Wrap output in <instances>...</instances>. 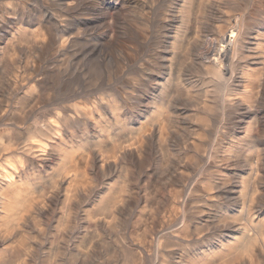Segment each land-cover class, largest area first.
<instances>
[{
  "label": "rangeland",
  "instance_id": "1",
  "mask_svg": "<svg viewBox=\"0 0 264 264\" xmlns=\"http://www.w3.org/2000/svg\"><path fill=\"white\" fill-rule=\"evenodd\" d=\"M68 1L0 0V169L20 166L0 194V264H156L157 233L177 223L173 200L195 170L202 207L214 214L208 207L221 200L236 217L230 235L252 234L264 217V0ZM228 19L241 22L237 53L216 49ZM41 27L48 39L35 37ZM10 40L15 50L5 54ZM208 56L220 58L221 78L206 70ZM60 113L50 141L39 127ZM38 138L62 143L41 152L51 154L43 164L23 151ZM199 217L178 241L183 264L204 247L207 214ZM84 227L87 244L69 258ZM149 238L155 248H145ZM260 242L235 264H264Z\"/></svg>",
  "mask_w": 264,
  "mask_h": 264
},
{
  "label": "bare ground",
  "instance_id": "2",
  "mask_svg": "<svg viewBox=\"0 0 264 264\" xmlns=\"http://www.w3.org/2000/svg\"><path fill=\"white\" fill-rule=\"evenodd\" d=\"M65 1V0H64ZM68 1V0H67ZM105 1V0H104ZM110 1V0H109ZM127 1V0H125ZM124 1V2H125ZM69 2V1H68ZM72 2V0H71ZM106 2V1H105ZM117 2V1H116ZM115 2V3H116ZM119 2V1H118ZM25 3V2H24ZM82 4V3H81ZM69 5V4H68ZM67 5V6H68ZM70 6V5H69ZM80 6V5H79ZM85 6V5H84ZM71 7V6H70ZM78 7V6H77ZM7 9V7L5 8ZM2 10V9H1ZM7 12V11H6ZM16 16V15H15ZM43 19V13L41 15V18H38V20H40V23ZM54 21V20H53ZM229 21V24H225V25H222L221 27H219V30H220V33H221V36L223 37L222 39L221 38H216L217 39V48L218 51L220 50H226L227 51H235L237 48H235V46L237 45V42L239 40V37H240V32H241V22L238 24V22H234L231 21V19H228ZM57 25L60 24V21H56L55 22ZM63 26V25H62ZM44 27V25H43ZM49 27V26H48ZM46 27V28H48ZM59 28V27H58ZM236 30V31H235ZM48 32H49V29H48ZM47 32V33H48ZM46 33V30L43 29L42 27L37 31L35 32V37L40 39H44L43 37H45L46 39H48L46 37L47 35ZM44 34H46L44 36ZM43 36V37H42ZM49 37V36H48ZM23 39V38H22ZM21 39V40H22ZM69 40L68 39L66 42L63 41L61 43V47L59 46V49H65L67 43L70 45L71 43H69ZM46 43V42H45ZM50 43V42H48ZM51 44V43H50ZM43 45H45L43 43ZM214 45V44H213ZM14 42L13 40H10L8 43H7V46L3 52H5V54H10V51L11 50H15L14 47ZM50 46V45H49ZM56 46V45H55ZM58 47V46H57ZM45 48H47L48 50V47L46 46ZM44 47L42 48L43 50L45 49ZM50 48V47H49ZM53 48V47H52ZM51 49V48H50ZM49 49V50H50ZM58 49V50H59ZM214 49V48H213ZM253 50V49H252ZM60 51V50H59ZM58 51V52H59ZM65 51V50H64ZM215 51V50H214ZM213 51V52H214ZM217 51V50H216ZM250 53H252V51L248 50ZM1 51V53H3ZM43 52H46V51H43ZM56 52V51H55ZM15 53V52H14ZM47 53V52H46ZM222 53V52H221ZM220 53V54H221ZM236 53H237V50H236ZM242 55H247V51L245 49H243V51H241ZM60 54V53H59ZM249 54V53H248ZM212 55V54H211ZM251 55V54H250ZM54 56H57V55H54ZM232 56V55H231ZM240 56V55H239ZM217 57V56H216ZM219 57V56H218ZM225 57V56H224ZM233 57V56H232ZM57 58V57H56ZM207 60H202L206 66V70L208 71V73H210L211 75H213L214 77H218V78H221L222 77V73H223V70H225L224 68L222 69V66L220 65L219 67V59L215 58V57H210L208 56V58H206ZM58 60V59H57ZM225 61V60H224ZM57 62V61H56ZM51 63V62H50ZM55 63V62H54ZM221 63V62H220ZM224 63V62H222ZM221 63V64H222ZM223 65V64H222ZM36 66V65H35ZM59 69V68H58ZM52 73V72H51ZM58 74V72H57ZM51 75V74H50ZM37 80V79H36ZM39 80V79H38ZM37 82V81H36ZM38 83V82H37ZM242 86L244 87H247V80L245 79L244 81H242ZM18 89V88H17ZM16 89V90H17ZM20 89V88H19ZM232 90V89H231ZM18 92V91H17ZM230 92V91H229ZM228 94V93H227ZM226 94V95H227ZM230 96V95H229ZM238 96V95H237ZM235 96V97H237ZM227 97V96H226ZM224 106V105H223ZM36 108V107H35ZM250 110V109H249ZM59 111V110H58ZM58 114V113H57ZM243 114V113H242ZM249 114V113H248ZM56 115V114H55ZM61 113L60 115H57L54 119L52 120H49L48 122L44 123L43 126L39 127V130L41 132H44V136L47 137V139H49L50 141H54V136H59L58 133H60L62 130L60 128L61 127V124L60 122L66 117V115H64V117L62 116L61 117ZM207 118H201L202 121L206 120ZM162 127H160L161 129ZM166 128V127H165ZM163 129V128H162ZM161 129V130H162ZM160 130V134H161V137L163 138L165 135V132L164 131H161ZM168 130V129H166ZM169 131V130H168ZM33 135V134H31ZM170 136V134H169ZM33 137H36L35 135H33ZM166 140V139H165ZM163 140V141H165ZM35 141H39L37 143H35L32 139L23 147V151L24 153L30 155V156H33L34 157H37V158H40V162L39 163H45V160H47L48 158L46 157L47 154L49 153H45V154H42L41 152L44 150V151H47V147H50L51 145V148H55V147H60L62 145V143H59V142H56V143H46L44 142V140H39L38 139H35ZM161 141V142H163ZM166 142V141H165ZM164 144V142H163ZM194 145V144H193ZM199 151V157H200V163H203L205 161V158L206 156L208 155V150L206 148V144H204L203 142H198L196 143L195 145ZM43 151V152H44ZM48 155H51V154H48ZM49 157V156H48ZM253 159V158H252ZM41 164V165H42ZM20 170V166H4L3 168L0 169V190L2 193H0L2 196H3V191H5V189L7 188V186L11 185V182L14 181V178H15V175H17V173L19 172ZM255 170V169H254ZM186 172V170H184ZM23 172V171H22ZM183 173V172H182ZM197 173V170L194 171V173L192 175H190L189 173V176L187 175V178L186 180L183 182V184L181 185V189L179 190L180 194L184 195H180L178 194L181 199H175L173 200V207H174V213L175 215L177 216V223L172 225V226H168L166 228H161L158 233H157V242H158V255H157V258H156V264H174L171 259H178L179 262H177L178 264H183V260H184V256L181 255L182 253H178V249L177 247H179L178 245H182L180 244L178 241L181 239V238H185L186 236L188 237V233H189V236H190V230L193 229V227H191V224L190 222H193L194 224L198 222V217L200 215L203 216V215H206L207 214V219L205 221V225H206V230H207V234L206 236L202 239V246H204L201 250V253H199L195 258H190L191 259V263L190 264H235V262L239 259V257H243L244 254H248V253H252L253 252V248L256 246V245H260L261 244V239L264 237V217L261 218L260 220H258L257 223H255V225L252 226V228L248 229L246 226H242L240 227V230H245V229H248L249 231H251L252 234H249L248 236L245 237V235L241 236V237H237V236H231L230 233L234 230H237L234 226L235 225H232L231 223H229L228 221H230L231 219L235 220L236 217H234V214L229 210V209H226L224 206H222V201L221 200H218L216 202V204H213V205H209L208 209L210 208H215L217 209V211H215L214 214H211L209 213L208 210L205 209V207L207 205H205L204 207H202L201 203H204V204H207V201H204L203 199L201 200L200 197H195L196 195V192L198 191H201V189H197L196 186L199 184L203 185L204 183L203 182H200L198 183L195 187V183L198 181V178L195 177V174ZM19 176V175H18ZM191 176H194L195 177V181L192 183V180H190ZM216 176V175H215ZM185 176H183L184 178ZM189 177V178H188ZM193 177V179H194ZM202 177V176H201ZM209 177V176H208ZM203 178V177H202ZM201 178V179H202ZM18 179V177L16 178ZM200 179V181H201ZM19 182L21 180H18ZM247 182H248V179H246L245 177L242 178V181L241 183L243 184V186H241V190H240V195L239 197H243L245 193L244 192V189L246 191V188L245 186L247 185ZM22 183V182H21ZM193 184V188L190 187L192 184ZM203 183V184H202ZM60 184V183H59ZM204 186V185H203ZM236 183L232 182L231 183V186L229 188H227V190L225 191L226 194H229V193H235L234 192V189L236 188ZM204 189V188H203ZM223 190H225L224 188H222ZM221 190V193H223V190ZM57 190V189H56ZM210 189H205V193L207 194V192L209 191ZM69 191V190H68ZM66 191V192H68ZM177 192V191H176ZM54 193V191H53ZM173 193H174V190H173ZM185 193L187 194V196H185ZM204 193V194H205ZM209 194V193H208ZM224 194V193H223ZM59 195V194H58ZM72 195V193H71ZM71 195L69 196L68 194L66 195L67 198L68 196L71 197ZM197 196V195H196ZM198 196H201V195H198ZM203 196V195H202ZM225 196V195H224ZM228 196V195H227ZM254 196H255V190L253 191V196H252V200L251 202L249 203L248 205V216H250L251 218V221H253V217L254 216V213H253V208H254ZM75 197V196H74ZM81 197V196H80ZM221 197V196H220ZM222 198V197H221ZM226 198V197H225ZM227 199V198H226ZM68 200V199H67ZM223 200V199H222ZM48 203V202H47ZM49 205V204H48ZM72 205V204H71ZM116 207V205H115ZM182 207V210H180V208ZM69 208V207H68ZM71 208V207H70ZM256 208V207H255ZM195 209V210H194ZM72 210V209H70ZM190 210V212H194L195 213L193 215L188 214V211ZM79 214V213H78ZM71 215V214H70ZM69 215V216H70ZM67 216V215H66ZM88 218L90 217L91 218V215H86ZM118 216V215H117ZM82 217V216H81ZM86 217V218H87ZM199 217V220L201 219ZM70 218V217H69ZM115 218V217H114ZM75 219V218H74ZM101 219V218H100ZM104 219V218H103ZM108 219V218H107ZM179 219V220H178ZM92 220V218H91ZM90 220V221H91ZM96 220V219H94ZM256 220V218H255ZM67 221V220H66ZM201 221V220H200ZM71 222V221H70ZM101 222V220H100ZM104 222L109 223V221L107 222V220ZM202 222V221H201ZM116 223V222H115ZM114 223V224H115ZM68 224V222H67ZM95 224V223H94ZM179 224V225H178ZM66 226V225H65ZM71 226V225H70ZM68 227V226H67ZM95 227V226H94ZM90 227H84L85 231L81 232L78 231L77 234V237H74L76 238V241H73V244L75 243V248H71V249H65L68 250V255H69V258H73L75 256V251L78 250V252H80L81 249H79L81 247V244L80 242L84 243V238L83 236H85V234H88L89 232H91V229L88 230ZM147 229V228H146ZM97 230V229H96ZM95 230V231H96ZM148 230V229H147ZM146 230V231H147ZM199 230L198 227L195 228V231ZM94 231V232H95ZM157 231V230H156ZM190 231V232H189ZM93 232V233H94ZM74 233V232H73ZM84 233V234H82ZM193 233V231H192ZM75 234V236H76ZM100 233H98L99 235ZM151 234V233H150ZM65 235V234H64ZM73 235V234H72ZM87 236V235H86ZM61 237V236H60ZM101 237V236H99ZM211 239H210V238ZM105 238V237H104ZM119 238V237H118ZM230 238V240L227 241V239ZM34 239H37V237H34ZM62 239V238H61ZM120 239V238H119ZM150 239V238H149ZM155 239V238H153ZM152 239V240H153ZM212 239H217L218 240V245H215L212 244V246H210L209 249L207 245L210 244V241ZM69 240V239H68ZM90 240V239H89ZM146 240V239H145ZM148 240V239H147ZM146 240V242H147ZM151 239L149 240L148 242V245H146L145 248H155V244H154V240L152 241ZM36 241V240H35ZM65 241V239H64ZM38 242V241H36ZM90 242V241H89ZM93 242V241H92ZM91 242V243H92ZM103 242V241H102ZM119 242V241H118ZM120 242H121V239H120ZM123 242V240H122ZM145 242V241H144ZM156 242V241H155ZM228 242V243H227ZM56 243V242H55ZM54 243V244H55ZM124 243V242H123ZM121 243V244H123ZM40 244V243H39ZM59 244V243H58ZM71 244V243H70ZM71 244V246L73 245ZM84 244H87V243H84ZM38 245V244H37ZM42 245V244H41ZM62 245V244H61ZM91 245V244H90ZM53 246V245H52ZM56 246V245H55ZM58 246V245H57ZM66 246V245H65ZM69 246V245H68ZM92 246V245H91ZM225 246H228L229 247V250H227V252L225 253H222V255H219V259L217 260L216 257H218L217 255L220 254L219 252L221 250H223V248ZM31 248H35V250L37 249L36 248V245L32 244L30 246ZM61 247V246H60ZM129 247V245H128ZM131 247V246H130ZM170 247V248H169ZM29 248V249H31ZM68 248V247H67ZM85 248V247H84ZM143 248V247H142ZM130 249V248H129ZM132 249V248H131ZM135 249V248H134ZM161 249H170V252H171V255L169 256L170 258H168V255L166 253H164ZM136 250V249H135ZM84 251V250H83ZM86 251V250H85ZM130 251H133V250H130ZM139 251V250H138ZM219 251V252H218ZM58 252H60V249L57 250V254ZM137 252V251H136ZM150 252V251H149ZM160 252H161V255H160ZM56 253L54 254V256L56 255ZM132 253V252H131ZM141 253V252H140ZM88 254V253H87ZM49 255V253H48ZM47 255V256H48ZM129 255H132V254H129ZM142 255V254H141ZM50 257V256H49ZM48 258V257H47ZM56 258V256H55ZM58 258V257H57ZM56 258V259H57ZM60 258V257H59ZM18 259V258H17ZM63 259V258H62ZM58 260V259H57ZM56 260V261H57ZM64 260V259H63ZM134 260V259H133ZM136 260H138L136 258ZM146 260V259H145ZM187 260V259H186ZM50 261V260H49ZM62 261V260H61ZM141 261V260H139ZM138 261V262H139ZM73 262V261H72ZM130 262V261H129ZM132 264H135L133 263L134 261H131ZM56 263V262H55ZM58 263V262H57ZM56 263V264H57ZM143 263V262H142ZM50 264V263H49ZM52 264V263H51ZM54 264V262H53Z\"/></svg>",
  "mask_w": 264,
  "mask_h": 264
}]
</instances>
